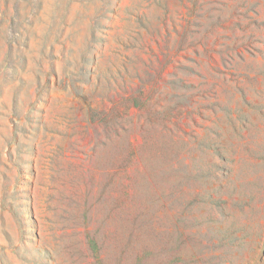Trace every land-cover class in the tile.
Here are the masks:
<instances>
[{
	"label": "rangeland",
	"instance_id": "374dc122",
	"mask_svg": "<svg viewBox=\"0 0 264 264\" xmlns=\"http://www.w3.org/2000/svg\"><path fill=\"white\" fill-rule=\"evenodd\" d=\"M0 264H264V0H0Z\"/></svg>",
	"mask_w": 264,
	"mask_h": 264
}]
</instances>
